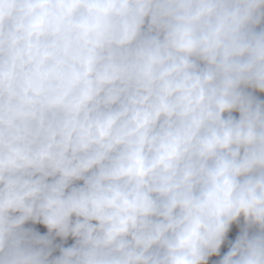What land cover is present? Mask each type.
<instances>
[{
  "label": "clouds",
  "instance_id": "clouds-1",
  "mask_svg": "<svg viewBox=\"0 0 264 264\" xmlns=\"http://www.w3.org/2000/svg\"><path fill=\"white\" fill-rule=\"evenodd\" d=\"M0 264H264V0H0Z\"/></svg>",
  "mask_w": 264,
  "mask_h": 264
}]
</instances>
